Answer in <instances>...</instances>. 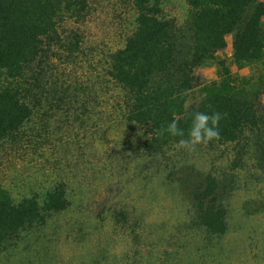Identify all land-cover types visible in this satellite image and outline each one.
Masks as SVG:
<instances>
[{"label":"trees","instance_id":"trees-1","mask_svg":"<svg viewBox=\"0 0 264 264\" xmlns=\"http://www.w3.org/2000/svg\"><path fill=\"white\" fill-rule=\"evenodd\" d=\"M164 1L121 0L130 13L124 45L108 53L103 74L83 81L78 67L87 56L84 39L67 22L84 24L95 10L91 0H0V154L30 148L31 156L38 155L52 145L50 122L59 115L60 128L72 125L80 139L96 108L115 113L105 125L121 117L137 134L133 142L123 137L118 150L105 152L100 174L111 179L109 173L126 174L133 164H164L166 181L177 184L189 204L186 228L219 243L229 231V198L238 180L218 167L217 159H225L231 148L238 155L234 169L255 154L264 168V0H185L183 21L165 13ZM229 38L230 63L222 57ZM211 65L218 78L204 82L200 71ZM257 67V76L241 74ZM196 112L226 114L220 139L195 150L178 149ZM173 118L184 136H161ZM193 151L197 158L219 155L203 171L188 158ZM3 176L0 264H31L32 254L50 249L48 232L76 206L75 188L62 180L42 189L28 182L26 188L20 180L25 193ZM117 205L107 199V206ZM111 216L113 225H126L130 240L140 241L146 224L141 214L123 208ZM99 255L91 257L92 264L106 260Z\"/></svg>","mask_w":264,"mask_h":264},{"label":"rangeland","instance_id":"rangeland-1","mask_svg":"<svg viewBox=\"0 0 264 264\" xmlns=\"http://www.w3.org/2000/svg\"><path fill=\"white\" fill-rule=\"evenodd\" d=\"M91 3L95 10L84 24L78 25L73 20L67 22L71 29H80L84 39L87 56L78 67L83 81L87 80V75L104 73L108 53L124 45L126 27L123 24L130 19L121 0H91ZM186 5L185 0H165L164 10L169 17L183 21L187 15ZM228 43L222 57L230 63V38ZM94 69L98 72L93 73ZM258 70L257 67L241 74L257 76ZM200 74L204 82L218 78L215 65L202 69ZM98 97L101 102L100 91ZM112 116L117 117V114L96 108L94 120L85 131L79 132L80 139H75L72 125L60 128L62 116L59 115L50 122L52 145L46 146L38 155L31 156L33 150L30 148L24 153L0 154V161L4 163L0 166L1 176L4 175V180L17 191H27L28 182L42 189L61 180L75 188L72 193L76 206L63 216L57 230L48 232L46 239L50 241V249L42 250L45 254H32L31 264H92L91 257L99 253L106 258L102 264H264V168L256 154L247 156L238 169L233 168L238 155L231 148L225 159L216 161L218 167L234 172L238 180L237 188L229 198V231L218 243V239L209 240L186 228L189 204L178 185L166 181L164 164H133L126 174L109 173L111 179L100 174L104 170L105 152L110 148L118 150V142L123 137L133 142L137 134L121 117L113 124L108 121L105 125ZM63 143L70 146L67 148ZM24 154L29 156L25 160ZM218 155L197 158L193 151L188 158L197 168L209 171L211 159ZM107 166L112 168L109 163ZM24 171L25 178L21 174ZM20 180L26 188L20 185ZM107 199L118 205L107 206ZM123 208L133 215L141 214L146 223L139 242L124 234L126 225L112 224L111 214ZM40 256L43 261H36Z\"/></svg>","mask_w":264,"mask_h":264},{"label":"clouds","instance_id":"clouds-1","mask_svg":"<svg viewBox=\"0 0 264 264\" xmlns=\"http://www.w3.org/2000/svg\"><path fill=\"white\" fill-rule=\"evenodd\" d=\"M224 115L219 112H196L192 116V122L188 129L187 138L181 139L177 145L178 149L195 150L197 146L206 145L214 140L220 139L219 123ZM168 134L176 137L184 136V131L179 128L178 120H173L160 129V135Z\"/></svg>","mask_w":264,"mask_h":264}]
</instances>
